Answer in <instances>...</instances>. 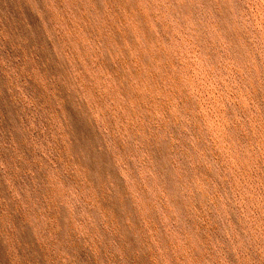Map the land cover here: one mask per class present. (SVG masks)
<instances>
[{
  "label": "rangeland",
  "instance_id": "rangeland-1",
  "mask_svg": "<svg viewBox=\"0 0 264 264\" xmlns=\"http://www.w3.org/2000/svg\"><path fill=\"white\" fill-rule=\"evenodd\" d=\"M0 264H264V0H0Z\"/></svg>",
  "mask_w": 264,
  "mask_h": 264
}]
</instances>
